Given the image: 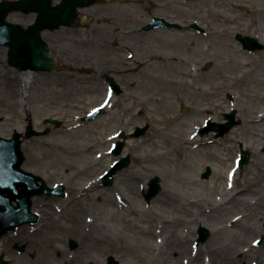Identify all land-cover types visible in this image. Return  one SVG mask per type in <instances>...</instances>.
Wrapping results in <instances>:
<instances>
[{"label":"rangeland","instance_id":"rangeland-1","mask_svg":"<svg viewBox=\"0 0 264 264\" xmlns=\"http://www.w3.org/2000/svg\"><path fill=\"white\" fill-rule=\"evenodd\" d=\"M187 4L188 6H183L185 9L182 11L188 17V23L197 21L203 27V32L187 27L183 30L174 29L167 32L168 35L156 33L155 42L153 39H145V42L152 43L153 52L172 56L168 60L169 67H165L166 61L161 64L151 61L139 71L135 70L133 74L125 76L123 80H117L121 92L115 97L114 107L99 117L87 122L82 121V117L93 105L103 101L107 87L105 75L110 73L107 71H113L112 75L116 78H119L120 74L114 72L116 69L108 70L105 67L114 58L107 54V59L102 63L101 51L94 47L85 50L94 60L97 57L100 59L102 65H94L92 61L93 64L87 66L91 72L96 73V77L81 73V70L88 69L78 64L74 65L73 72L80 77H69L64 73L70 69L61 66L57 72L43 73L41 76L34 73L35 77L32 76L28 84L29 95L22 106L7 105L0 99V136L9 137L14 129L25 134V129L31 122L34 128L48 131L44 136L23 139V150L26 153L24 170L39 175L50 186L55 183L67 185L65 198L35 196L33 207L40 213L39 221L9 231L4 242L0 241V254H4L11 264H67L64 257L70 260L75 258L74 264H90L88 260L91 259L95 260L96 264H106L110 256H114L120 264H161L165 254L160 244L162 245L165 234L171 229H176L178 234L187 235L190 239L186 243L189 244V253L179 257L181 264H203L205 259L211 257L206 250L207 245L215 243L214 240L223 241L232 234L233 219L237 216L239 207L243 206L233 208L237 204L233 201L224 205L228 206L227 209L217 208L211 211V208H206L209 225L191 223L186 216L185 221L169 226L161 223V219L153 213H162L172 218L180 211L176 208L179 203L176 201V204L170 205L155 201L161 191L152 200L147 201L144 191L148 190L149 181L159 176L161 189L171 184L175 191L183 193L182 200L185 202L205 197L218 203L224 199L223 189L228 187L225 174L236 166L239 181L235 188L242 187L245 178L250 177L253 189H264V179L253 180L256 171L253 164L264 165V139L261 140L251 133L248 139L254 149L250 150L246 149L242 141L221 144L225 136L244 123L243 112H250L262 105L250 97L264 92V49L254 51L253 58L245 56L248 50L236 39V34L252 35L264 43V0H197L187 1ZM245 5L251 6L257 12L251 14L243 8ZM214 9L228 15L230 20L226 21L222 15L213 14ZM34 19L35 17L21 18L27 24L32 23ZM213 29L215 35L210 33ZM177 38H181L182 42L179 43V39L178 43H174L173 40ZM148 47L143 48L144 51ZM0 48L3 50V53H0V74L15 70L8 63V46L2 45ZM85 50L75 45L71 54L79 60V53L84 54ZM248 61L258 63L257 68H252V71L251 66H245L244 62ZM62 62L65 63L64 60ZM196 66L206 72L207 77L201 81L196 80L191 89L180 92L178 88L174 89L167 84L166 81L181 80L182 77L185 80L190 79L189 71L196 73ZM115 67L122 71L128 68L119 64ZM142 69L146 70L145 76ZM247 70L251 72L247 73L245 79L238 80L237 77ZM2 79L0 77V86ZM216 86L225 90L222 96L227 99L228 108L221 112L219 118H216L213 112L202 115L200 109L210 101L203 89H214ZM161 96L169 97L170 105L174 107L180 121L193 125L200 121L192 129L181 128L176 122V126L172 127L177 131L176 134L180 135L181 131H186L187 134L193 132L199 140H206L211 136L218 140V144L212 142L210 145L221 156L229 158V161L221 164L220 161L207 157L204 152L206 144L203 145L200 141L195 143L196 147L192 145V151L183 154L177 148L181 145L180 141L171 139L165 145V150L170 153L165 156H158L161 150L151 143L153 141L141 143L152 138L155 131L153 124L144 119V113L138 114V103L148 98V106L152 107L154 99ZM212 99L216 100L217 97ZM232 111L235 112L239 124L229 132L219 137L214 131L204 136L198 134L199 127L203 126L207 119L221 123L226 121L225 113ZM48 118L58 119L60 125L47 122ZM137 126L148 128L144 135L132 137L131 133ZM251 130L264 133V122L253 126ZM119 131H125L126 146L122 154L116 156L111 152V148ZM89 145L94 147L88 150ZM242 150L246 152L248 162L241 169L238 161ZM101 154L104 156L99 157ZM127 155L132 157L130 165L116 171L115 175L121 171L125 173V177H128L130 172L140 175L138 178L125 179V183L130 181L128 184L131 188L128 191L124 190L126 187L118 189L114 186L115 177L108 186L102 181L98 187L90 186L115 160ZM27 157L32 159L28 160ZM207 167L211 168V174L209 178H204ZM217 171L223 172L222 178L217 177ZM69 179L70 183L67 184ZM86 188H90L87 194V191H84ZM259 206L262 207L257 210L264 213V202ZM202 208L196 205L188 211L196 215ZM133 217L136 218L134 224H128V218ZM99 220L107 225V229L102 227ZM149 223H152L153 229V236L150 238L142 231ZM201 226L207 228L210 234L206 241L195 245ZM23 231L33 235L28 243L24 239L19 241ZM36 234L38 235L34 237ZM87 234L99 241L104 238V234L114 239L117 235L121 237L110 245L107 242L96 243L87 240L84 237ZM250 239L255 248L264 246V232L253 234ZM16 244L26 245L23 254L15 248ZM197 253L199 256L193 260ZM236 253L237 256L242 254L241 251Z\"/></svg>","mask_w":264,"mask_h":264},{"label":"bare ground","instance_id":"bare-ground-1","mask_svg":"<svg viewBox=\"0 0 264 264\" xmlns=\"http://www.w3.org/2000/svg\"><path fill=\"white\" fill-rule=\"evenodd\" d=\"M177 0H172V2L175 4ZM181 6H188V4L185 3V1L180 2ZM217 6V3H216ZM243 8L246 11H249L251 14H254L257 12L256 9L251 8L249 5L243 6ZM82 14L86 16L87 10L82 9L81 10ZM260 10H258V13ZM213 14L215 15H222L225 20H230V17L228 15L222 14L220 11L214 9ZM23 14L22 12H11L8 15V20L17 24H21L24 27L27 25L24 21L21 20V18L24 16L25 18L29 19L35 14ZM34 18V17H33ZM212 35H215L216 33L214 32V29L210 32ZM169 33H167L168 35ZM179 43L182 42L181 38L174 39V43ZM0 53H3V50L0 48ZM245 56H250L253 58L254 56V51H246ZM172 56L165 55V54H160L158 52L152 53L151 59L153 62H156L158 64L163 63V61H166L167 63L165 64V67H169L170 62L168 61ZM85 56L82 59V63H85ZM97 63H101L100 59H96ZM85 65V64H83ZM245 66H251V69L257 68L258 63L255 64V62H244ZM196 73L193 72L191 73L189 71V76L190 79L185 80L184 77H182L181 80H170L166 81L169 86H171L174 89H179L180 92L185 90V89H191L193 87V84L195 81L199 80L201 81L205 77H207V73L203 72L199 69L198 66H196ZM252 69V71H253ZM146 70L142 69V74L145 76ZM250 73L251 70H247L244 74L241 76L237 77L238 80H244L247 73ZM185 73H183V76ZM32 76L35 77V74L31 72L30 70H9L7 72H3L0 74V77H2L3 81L1 82L0 86V99L1 102L3 101L4 104L11 105L14 104L16 107L18 104L21 106L23 105L24 100L28 97L29 95V89H28V84L29 80L32 78ZM168 80V79H165ZM25 83V84H24ZM204 94L208 96L210 101L208 104L203 106L200 109V113L203 115L204 113L208 112H213L216 118L220 117V114L222 111H224L226 108H228L227 104V99H225L222 96V92L225 91L221 86H216L214 89H203ZM7 92V93H6ZM8 94V95H6ZM115 97V95H113ZM213 97H217L216 100H213ZM251 100H253L256 103H261L258 108L256 107L250 112H243V118H244V123L241 125V127H237L234 130L230 132L227 136L224 137V141L221 144H227L230 142H237V141H242L245 144L246 149H254V145L249 141L248 136L252 133L256 137H260V139H264V133L262 132H257V131H252L251 128L254 126H259L261 123L264 122V92H261L256 95H252ZM156 99V100H155ZM153 102V106L150 107L148 106L149 99H143L141 100L139 104V113L138 114H143L144 119L150 121L153 124L154 128V136L150 139H145L141 143H147L150 141H153L151 143L155 144L160 150V154L158 156H165L166 154L170 153L166 149V144L168 141L171 139L175 141H180L181 143L180 146H178V150L182 152L183 154H186L188 151H192V145L194 144L196 147V144L198 141L202 142V144H206V148L204 152H206L207 157L213 158L214 160L220 161L221 164H225L227 161H229V158H226L225 156H221L217 150L210 145V143H217L218 140H214L211 136H208L206 140L202 138H198L196 135L193 134V132L187 134L186 131H181L180 135L176 134L177 131L173 130L172 127L176 126V122L179 127L181 128H188L192 129L194 126L199 124L200 121L196 122L194 125L190 122H182L180 121L179 115L175 114V109L170 105L169 97L166 98V96H161L155 98ZM112 101V99H111ZM27 106V103H25ZM0 111H2L0 109ZM30 120V119H29ZM176 132V133H175ZM111 140L113 139L112 137L110 138ZM122 140V138L120 139ZM201 144V145H202ZM94 146L89 145L88 150H91ZM208 147V148H207ZM28 150V149H27ZM195 152V151H194ZM25 153V151H24ZM26 155V153H25ZM29 156V154H28ZM104 156V154L99 155ZM28 160H31L32 157H27ZM255 165L256 171L254 172L253 180H262L264 179V165H258V164H253ZM155 172L158 173V171L154 170ZM39 172V171H38ZM123 171L119 172L117 176L114 178V186L118 189L126 187L127 189H124L128 191L131 187H129V180L127 183H125L126 178L134 177L138 178L140 177L139 174L130 172L128 174V177H125ZM217 177L220 179L223 177V172H216ZM226 178L228 181V187L226 189H223L224 192V199L218 203L212 202V200L202 197V198H196V199H189L188 202H185L182 200L183 198V193H178L177 191L174 190L173 186L171 184L165 185L162 189L160 194L156 197L157 202L160 203H165V204H176V201L179 203V205L176 206L177 209H180V211L177 212V216H173L172 218H169L165 216L162 213H153L154 216H158L159 219H161V223L167 224L169 226L175 225L179 223L180 221H185L187 217H189L190 222L198 224H207L209 225L208 218H207V210L206 208H211V211H214L217 208L221 209H227L228 206H224L226 203H232L237 202L233 206V208L239 207V212L236 217L233 219V224L231 228L232 234L225 240L223 241H217L214 240L215 243L211 245H207L206 250L208 251L209 256H211L209 259H205V262L203 264H264V246L255 248L254 244L251 243V236L253 234H261L264 232V213L260 212V209L262 206V202H264V189L260 191H256L253 189L252 186V180L250 177L245 178V183L242 185V187H237L238 186V173L236 170V166L233 168H230L226 172ZM101 176H97V178L94 179V182L90 185L92 188L93 187H98V184L101 183ZM183 177V175H181ZM197 181V180H194ZM70 183V179L67 180V184ZM66 185V184H65ZM67 186V185H66ZM90 187V188H91ZM90 188L84 189V191H87L85 194L90 191ZM239 188V189H238ZM134 191V190H132ZM222 197V198H223ZM256 198V199H255ZM205 203V204H203ZM196 205H200L203 208L200 209L196 215H194L193 212L188 211L191 207H194ZM207 206V207H206ZM153 212V211H152ZM176 215V214H174ZM252 218H255V220H252ZM136 218H128V224L133 225L135 222ZM100 222V220H99ZM103 228L107 229V225L102 221L100 222ZM151 225L149 223V226L147 228H144L142 231L145 233L146 236H153V229H151ZM81 226V225H80ZM218 231V230H216ZM24 233V231L22 232ZM42 233V232H41ZM39 233V234H41ZM11 234V233H10ZM25 234V235H24ZM23 236H30L32 233H27L25 232ZM38 234L34 235L37 236ZM166 238L162 245L160 244V248L164 251L163 254H165V257L161 259V264H167L168 262H174L175 264H181V261L179 259L180 256H183L184 253L188 252L189 253V244H186L189 242V237L186 235H181L177 233L176 229H171L167 232ZM83 236V235H82ZM87 240L95 241L96 243L99 242H107L110 243H115L116 241L120 240L119 238L121 237L120 235H117V238L114 239L112 236H108L107 234H104V238H100L101 240L99 241L96 238H90V236L87 234L84 236ZM53 238V237H51ZM4 242V241H3ZM60 250V248H57ZM241 251V256H237L236 252ZM193 260H196L197 257L199 256V253L194 255ZM65 261L67 264H74L73 259H68L65 258ZM90 264H96L95 260L91 259L88 260ZM121 264H123L121 262Z\"/></svg>","mask_w":264,"mask_h":264},{"label":"water","instance_id":"water-1","mask_svg":"<svg viewBox=\"0 0 264 264\" xmlns=\"http://www.w3.org/2000/svg\"><path fill=\"white\" fill-rule=\"evenodd\" d=\"M87 0H63L59 6H52L51 0H3L0 2V43L10 46L9 61L12 65L20 69H51L54 59L48 57L50 50L46 42L41 37V31L45 28L59 27L61 24H71L77 13L78 5H86ZM12 10H22L25 12L36 11L38 17L36 21L29 26L28 30H24L21 25L6 20L7 14ZM175 25V24H173ZM191 27H198L197 23H193ZM245 48L257 50L264 48V44L260 43L257 38L251 36H243L237 34ZM112 86L116 91L120 92L119 85L110 79ZM101 111V110H100ZM97 111L89 115L85 119H90L100 113ZM229 120L225 123L208 121V125L199 132L205 134L210 130H216L217 136H221L230 131L239 122L235 119V113H226ZM49 122L59 125L57 119H48ZM28 137L35 134H43L44 131H36L29 126ZM147 127H138L133 136L139 137L143 135ZM125 137V133L121 134ZM21 133L15 132L12 138L0 137V236L10 229H16L24 223L35 222L38 215L31 212V197L38 194L64 196V186L58 185L51 188L43 180L42 184H38L40 177L26 172L21 168L23 162V150H21ZM124 141H119L114 149L115 154H120ZM131 157L127 156L118 161L115 167L105 176L107 185L112 182V178L116 171L130 164ZM248 162V158L244 153L241 166ZM210 168L204 173V177L210 175ZM159 178L155 177L150 182V189L145 194L147 200H151L160 191ZM17 202L14 205L13 201ZM200 241H205L209 237V231L201 227ZM111 256L108 264H118ZM10 261L0 257V264H9Z\"/></svg>","mask_w":264,"mask_h":264},{"label":"flooded vegetation","instance_id":"flooded-vegetation-1","mask_svg":"<svg viewBox=\"0 0 264 264\" xmlns=\"http://www.w3.org/2000/svg\"><path fill=\"white\" fill-rule=\"evenodd\" d=\"M60 1L53 0V3L58 5ZM181 1L177 0L174 4L172 0H95L90 6L80 8L74 24L43 31V37L52 49V54L56 56L58 66L52 71L40 70L38 74L41 76L43 73L57 72V69L63 66L65 69H70L64 73L65 75L74 76L73 78L80 77L73 72L74 65L85 64L83 67L86 69L93 64L92 61L94 65H102L95 62L98 57L94 60V57L86 52V48L94 47L101 51L102 63L107 59L105 56L107 54L114 58L105 67L108 70L116 69L114 72L117 71L120 76L115 78L123 80L125 76L133 74L135 70L139 71L145 64L152 61L154 49L152 43L145 42V39H153L155 42L156 33L165 34L174 29L182 30L187 26L188 17L182 11L185 8L180 5ZM184 1L187 4V0ZM82 9L87 10L86 16L82 14ZM171 21L179 23L180 27L166 26V23ZM159 40L162 41L163 38ZM75 45L86 49L84 54L79 53V60L71 54ZM145 47L148 48L144 51ZM84 56L85 63H82ZM118 64L122 67L128 66L127 70H117L115 66ZM82 72L96 77V73L89 69L81 70ZM107 72H110L108 73L110 75L113 74V71ZM32 236L20 237L19 241L24 239L28 243ZM16 246L19 245L16 244Z\"/></svg>","mask_w":264,"mask_h":264}]
</instances>
